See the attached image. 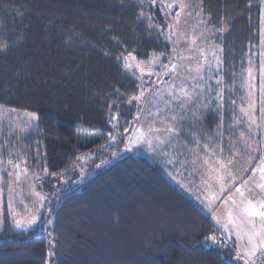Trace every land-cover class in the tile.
Returning a JSON list of instances; mask_svg holds the SVG:
<instances>
[{
	"label": "trees",
	"instance_id": "1",
	"mask_svg": "<svg viewBox=\"0 0 264 264\" xmlns=\"http://www.w3.org/2000/svg\"><path fill=\"white\" fill-rule=\"evenodd\" d=\"M146 2L153 3L0 0V106L37 117L22 135L2 130L1 154L18 152L28 170L43 173L42 190L60 179L82 180L52 195L58 201L44 211L51 225L18 230L5 214L0 264H235L231 247L211 245L222 230L172 183L164 162L166 154L182 160L191 148H212L224 130L234 138L245 133L244 86L248 60L261 42L260 0H207L214 27L227 24L216 75L224 84L222 104L184 113L172 107L175 140L165 143H172L162 150L165 157L134 151L107 160L108 149L93 159L100 160L96 174L83 172L84 156L136 125L138 104L131 98L139 85L125 71V59L147 62L171 51L142 16ZM148 11L151 23L168 27L161 7Z\"/></svg>",
	"mask_w": 264,
	"mask_h": 264
},
{
	"label": "rangeland",
	"instance_id": "2",
	"mask_svg": "<svg viewBox=\"0 0 264 264\" xmlns=\"http://www.w3.org/2000/svg\"><path fill=\"white\" fill-rule=\"evenodd\" d=\"M152 1L153 3L143 4L142 16L149 20L157 34L170 42L171 51L168 54L153 55L147 62L139 61L134 55L125 59V71L136 77L139 85L137 95L131 98L138 104L136 125L125 132L117 130L111 136L109 143L100 151L84 156L82 161L88 163L82 167L83 172L92 171V175L96 174L100 160L93 159L104 154L108 149L111 151L103 157L117 161L134 151L138 156H150L148 151L146 153L142 150L145 140L157 148L158 144L163 145L175 140L173 131H166L168 128L174 129L173 126L167 125V120L170 121L168 115L171 116L172 113H165L171 107L178 108L184 113L190 107L206 109L209 104H213V101L217 104L223 102L220 91L224 90V84L220 77L216 79V75L222 69V35L227 31V24L222 25L221 28L214 27L211 23L212 16L205 12L207 0ZM260 3L263 39L248 60L244 86L247 106L243 113L257 129H262L261 132H257L260 136H257L256 143L258 144L262 139L263 153H260V149L252 143L247 145L249 154L245 163L238 156L225 161L224 180L221 185L223 192L213 194L214 219L223 233L213 235L216 239H211V245L222 250L231 247L234 252L229 253L233 255L235 264H264V246H261L260 237L254 238L257 246L255 254L247 255L251 247L248 243V234L253 230L261 231V219L258 216L242 217L241 213V208L246 207L249 200L257 205L264 202V188L260 187L264 185L262 178L264 174L259 170L264 167L262 163L264 161V0H260ZM149 5L162 8L164 17L168 20V27L165 30L151 23ZM172 65L176 66L174 70ZM181 89L191 94L190 100L181 95ZM36 122L37 117L34 114L21 113L0 106V138L3 129L8 130L11 136L22 135L32 130ZM146 126L157 128L154 130L157 132L148 139L143 137V129H148ZM149 147L148 145L147 148ZM1 152L0 144V225L4 227L6 213L18 230L34 229L41 222H49L51 225L53 221L49 212L46 213L47 217L44 213L47 206L49 208L53 206L48 203L55 204L58 201L57 196L67 188L75 189L82 180L79 176L75 177V180L60 179L46 190L39 189L41 186L38 177L43 173L37 175L28 170L26 159L17 154L18 152H11L12 154L5 158ZM240 154L243 155L241 151ZM253 169L256 171L253 172ZM217 184L218 182L212 188H217ZM237 188L244 193L243 197L236 191ZM53 194L57 196L53 198ZM241 201H244L243 205ZM208 212L206 210V213ZM41 213H43L42 218ZM33 217L37 218L36 223L28 226L27 221ZM17 220L25 226L16 227ZM249 220L251 223L248 222Z\"/></svg>",
	"mask_w": 264,
	"mask_h": 264
},
{
	"label": "crops",
	"instance_id": "3",
	"mask_svg": "<svg viewBox=\"0 0 264 264\" xmlns=\"http://www.w3.org/2000/svg\"><path fill=\"white\" fill-rule=\"evenodd\" d=\"M262 29L263 25L261 21V41L263 39ZM161 108L165 109L166 107ZM170 110H172V107ZM167 112L169 113L170 111L167 110L165 113L167 114ZM247 118L248 116L246 119ZM168 119H170V121L167 120V125L173 126L175 118L168 115ZM245 125L246 131L244 134L234 138L229 135V131L224 130L222 134L223 137L216 145L212 146V148H191L188 150L186 156L181 154L180 158H184L182 160H179L174 154L175 157L166 154L167 160L164 162V167L172 183L184 191L205 212L208 210V213H210L209 215L216 225L218 224L214 219L215 201L213 194L223 192L221 190V185L224 180V162L233 159L234 156H238V158H241L245 163L246 156L249 154L247 145H251L252 143L256 148L260 149V153H263L261 148L263 147L262 139L258 142L259 145L256 143L257 136H260L257 132H261L262 129H257L256 125L250 123L249 120L246 121ZM156 129L155 126L149 127L147 130L144 128V139H148L150 135L155 134L157 131L154 130ZM174 134L175 131H173V135ZM148 145L150 146L149 148H147ZM171 145L172 143L165 145L158 144L157 148L150 142L147 143L145 140L144 151L146 153L148 151V153L151 154L150 156L158 155L159 157H165L162 150H166ZM174 149V151L177 152L176 147H174ZM240 151L243 155L240 154ZM205 161H207V163H205ZM217 182V188L213 189L212 187L215 186Z\"/></svg>",
	"mask_w": 264,
	"mask_h": 264
},
{
	"label": "snow or ice",
	"instance_id": "4",
	"mask_svg": "<svg viewBox=\"0 0 264 264\" xmlns=\"http://www.w3.org/2000/svg\"><path fill=\"white\" fill-rule=\"evenodd\" d=\"M127 66V65H126ZM175 65H172V69H175ZM181 95L186 97L188 100L191 99V94L188 91H185L184 89H181ZM187 102V101H185ZM183 106V105H181ZM167 132H172L174 131L173 128H168L166 130ZM205 163H207V161H205ZM262 163H264V161H262ZM223 167V165H222ZM260 172L262 174H264V167H261ZM253 172H255L256 170L253 169ZM262 178H264V176H262ZM245 183H247V181H245ZM261 188H264V185H260ZM236 191L241 195V197L244 196V193L240 190V188H237ZM244 201H241V204L243 205ZM241 213H242V217L243 216H247V217H260L261 219V231L260 232H256L255 230H253L251 233L248 234V243L249 245H251L249 251L247 252V255L252 256L255 254V252L257 251V246L254 243V238L255 237H260V241H261V246H264V202L257 204L252 203V201H248L246 207H242L241 208ZM231 215V214H230ZM37 218L33 217L31 218L29 221H27V225L30 226L31 224L36 223ZM249 223H251V221H248ZM25 224H23L21 221L17 220L16 221V227H24ZM253 229H255V225H253ZM237 235L239 236V232L237 233ZM211 239L215 240V237H211Z\"/></svg>",
	"mask_w": 264,
	"mask_h": 264
}]
</instances>
